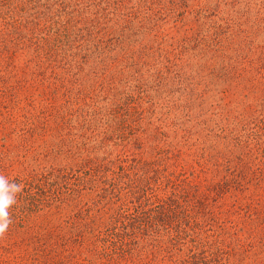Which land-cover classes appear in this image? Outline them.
Here are the masks:
<instances>
[{"label":"trees","instance_id":"16d2710c","mask_svg":"<svg viewBox=\"0 0 264 264\" xmlns=\"http://www.w3.org/2000/svg\"><path fill=\"white\" fill-rule=\"evenodd\" d=\"M0 117V264H264V0H0Z\"/></svg>","mask_w":264,"mask_h":264},{"label":"clouds","instance_id":"9594fccd","mask_svg":"<svg viewBox=\"0 0 264 264\" xmlns=\"http://www.w3.org/2000/svg\"><path fill=\"white\" fill-rule=\"evenodd\" d=\"M21 192V186L15 181L0 175V235H3L11 224L9 209L16 204L17 194Z\"/></svg>","mask_w":264,"mask_h":264},{"label":"rangeland","instance_id":"374dc122","mask_svg":"<svg viewBox=\"0 0 264 264\" xmlns=\"http://www.w3.org/2000/svg\"><path fill=\"white\" fill-rule=\"evenodd\" d=\"M6 116V115H5ZM7 117V116H6ZM0 121H1V117H0ZM10 129V130H9ZM5 132H3L4 130H2V129H0V145H2L3 144V142L5 141V139H3L2 137L4 136V135H6V136H8V138H9V146L8 147H10L9 148V150L11 149L12 151H14L13 152V154L11 155V160L13 161V162H15V165H14V168L13 167H9L8 168V171L5 173L4 172V174L3 175H5V174H7V173H18L19 171H21L20 170V168H19V163L21 162H23V160L26 162L27 161V159H26V155L24 154L23 155V153H22V155H23V158H21L20 160H16L15 159V157L13 158V155H14V153H15V150L13 149V144H14V138L16 137V135H14V132L13 131H11V130H13V128H9V127H6L5 128ZM9 130V131H8ZM8 145V144H7ZM21 155V154H20ZM194 162H197L196 160H194ZM26 163H28V162H26ZM199 163H196V164H194V168L195 167H198L197 165H198ZM18 167V168H17ZM17 169V170H16ZM12 175H14V174H12ZM256 194V193H255ZM253 207V205L252 206H250L249 205V203L248 202H246V203H244L243 204V206H242V209H239L238 210V213H239V217L241 218V219H246V222H247V218L248 217H252V215L254 214V210L256 209V214H258L259 215V217H260V213H259V211L258 210H260V207L259 206H255L254 205V207H256V208H252ZM258 215H256V216H254V217H252L253 219H255V220H257L258 219ZM256 223H255V225L254 226H256V225H258L260 222H258V221H255ZM248 223V222H247ZM144 264H162V262H161V260H159V257H157V259L156 260H154V261H151V262H145ZM164 264H172V262H170V261H168V260H166V262L164 263Z\"/></svg>","mask_w":264,"mask_h":264}]
</instances>
